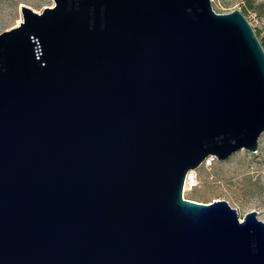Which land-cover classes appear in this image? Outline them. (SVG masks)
Returning a JSON list of instances; mask_svg holds the SVG:
<instances>
[{"label": "water", "instance_id": "water-1", "mask_svg": "<svg viewBox=\"0 0 264 264\" xmlns=\"http://www.w3.org/2000/svg\"><path fill=\"white\" fill-rule=\"evenodd\" d=\"M0 34V264H264V222L185 200L256 153L264 48L211 0H54Z\"/></svg>", "mask_w": 264, "mask_h": 264}, {"label": "rangeland", "instance_id": "rangeland-1", "mask_svg": "<svg viewBox=\"0 0 264 264\" xmlns=\"http://www.w3.org/2000/svg\"><path fill=\"white\" fill-rule=\"evenodd\" d=\"M219 14L241 11L264 44V0H211ZM22 6L42 14L46 8H54V0H0V34L10 31L23 21ZM197 186L184 189L185 200L211 204L227 201L238 211L241 221L253 211L264 222V133L259 139L256 153L241 150L228 160L210 157L194 170Z\"/></svg>", "mask_w": 264, "mask_h": 264}, {"label": "built area", "instance_id": "built-area-1", "mask_svg": "<svg viewBox=\"0 0 264 264\" xmlns=\"http://www.w3.org/2000/svg\"><path fill=\"white\" fill-rule=\"evenodd\" d=\"M210 159V158H209ZM207 159V160H209ZM197 178L194 173H188L185 181V188L193 189L197 186Z\"/></svg>", "mask_w": 264, "mask_h": 264}, {"label": "bare ground", "instance_id": "bare-ground-1", "mask_svg": "<svg viewBox=\"0 0 264 264\" xmlns=\"http://www.w3.org/2000/svg\"><path fill=\"white\" fill-rule=\"evenodd\" d=\"M191 173H194V171H191ZM185 189L187 190V187Z\"/></svg>", "mask_w": 264, "mask_h": 264}, {"label": "trees", "instance_id": "trees-1", "mask_svg": "<svg viewBox=\"0 0 264 264\" xmlns=\"http://www.w3.org/2000/svg\"><path fill=\"white\" fill-rule=\"evenodd\" d=\"M262 44V43H261ZM263 48H264V44H262Z\"/></svg>", "mask_w": 264, "mask_h": 264}]
</instances>
